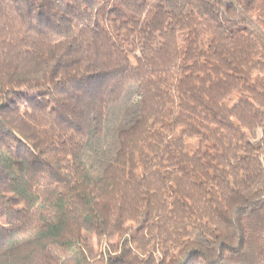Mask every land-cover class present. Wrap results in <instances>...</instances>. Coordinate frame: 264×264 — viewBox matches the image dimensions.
Masks as SVG:
<instances>
[{
  "label": "trees",
  "instance_id": "obj_1",
  "mask_svg": "<svg viewBox=\"0 0 264 264\" xmlns=\"http://www.w3.org/2000/svg\"><path fill=\"white\" fill-rule=\"evenodd\" d=\"M0 264H264V0H0Z\"/></svg>",
  "mask_w": 264,
  "mask_h": 264
}]
</instances>
